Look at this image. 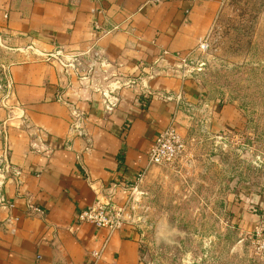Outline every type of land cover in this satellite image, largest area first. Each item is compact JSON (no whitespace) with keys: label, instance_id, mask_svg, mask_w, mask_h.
Masks as SVG:
<instances>
[{"label":"crops","instance_id":"0c3cea01","mask_svg":"<svg viewBox=\"0 0 264 264\" xmlns=\"http://www.w3.org/2000/svg\"><path fill=\"white\" fill-rule=\"evenodd\" d=\"M219 6L220 0H0L2 56L13 64L20 104L0 137V198L6 201L0 204V264H144L133 224L109 237L106 229L78 223L77 214L106 202L113 185L119 187L114 201L124 203L157 136L184 123L180 106L198 104V86L163 55L195 50ZM95 22L118 29L101 37ZM31 45L82 55L85 62L98 52L93 80L35 58ZM8 116L0 110V123ZM30 202L43 217L26 216ZM254 202L264 211V197ZM9 217L18 222L8 224ZM94 252H101L99 260Z\"/></svg>","mask_w":264,"mask_h":264},{"label":"rangeland","instance_id":"374dc122","mask_svg":"<svg viewBox=\"0 0 264 264\" xmlns=\"http://www.w3.org/2000/svg\"><path fill=\"white\" fill-rule=\"evenodd\" d=\"M218 8L208 48L174 63L200 90L198 104L180 106L181 154L151 166L120 204L144 264H264L254 202L264 197V0Z\"/></svg>","mask_w":264,"mask_h":264},{"label":"built area","instance_id":"2783aa9c","mask_svg":"<svg viewBox=\"0 0 264 264\" xmlns=\"http://www.w3.org/2000/svg\"><path fill=\"white\" fill-rule=\"evenodd\" d=\"M97 14L103 15V11H97ZM94 27L96 31L101 34V37H106L112 32L117 30L115 27L113 30L106 29L99 22H95ZM200 49L206 50L208 48L207 40L204 39L199 44ZM7 49L6 43L3 37L0 35V110L8 112L9 116L6 122L0 123V137H4L8 132V122L14 120L13 113L16 109H19V102L16 100L15 94V84L11 73V68L13 64L7 62L3 59V52ZM28 50L31 51L32 55L35 58H39L45 62H50L52 59L56 60L58 64L65 69V72L76 73L78 78L82 81L90 82L93 77V72L97 66V60L99 59V53L94 52L93 58H90L88 61H84L82 55L75 53H69L67 55H62L61 52L55 53H43L31 45ZM91 51L85 55H90ZM83 55V56H85ZM192 55V52L186 54H174L170 55L165 52L164 57L172 58L176 62L186 63L187 59ZM107 99V98H106ZM108 106H111L109 99H107ZM75 118L79 116L75 113ZM78 116V117H77ZM78 131V135L82 136L83 132H80V127L78 124L74 127ZM184 148L183 140L175 129L173 124L169 125L162 133H160L154 141V144L148 155V167L151 166H165L173 164L176 159L181 154ZM145 169L143 173L139 175L138 182L142 181L143 176L146 174L148 169ZM1 171V170H0ZM5 173L11 174V169L9 167L5 168ZM21 173L14 172V177H19ZM118 186L113 185L109 190V197L106 202L98 201L94 203L91 207H88L85 210L80 211L77 214V222L80 224H91L99 229H106L109 233V237L123 228L125 224L128 223L131 216L127 211L125 205H120L114 201L118 195ZM127 188V187H125ZM5 200L0 198V204H5ZM11 208V205L9 206ZM26 216L28 218H37L43 217L44 211L37 207L33 202L28 203ZM261 229L258 231L260 239L264 241V218L261 219ZM18 222V219H13L9 217L7 223L13 225ZM14 232V230H13ZM262 251V258L264 259V245ZM93 257L95 260L101 258V252H94Z\"/></svg>","mask_w":264,"mask_h":264},{"label":"water","instance_id":"95a60500","mask_svg":"<svg viewBox=\"0 0 264 264\" xmlns=\"http://www.w3.org/2000/svg\"><path fill=\"white\" fill-rule=\"evenodd\" d=\"M94 78H95L96 80H98V78H100L99 75H98V70H97V69H96V72H95V74H94Z\"/></svg>","mask_w":264,"mask_h":264}]
</instances>
